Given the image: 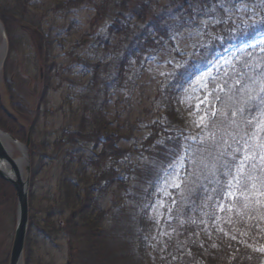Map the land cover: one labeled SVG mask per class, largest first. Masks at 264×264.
<instances>
[{
	"label": "trees",
	"instance_id": "1",
	"mask_svg": "<svg viewBox=\"0 0 264 264\" xmlns=\"http://www.w3.org/2000/svg\"><path fill=\"white\" fill-rule=\"evenodd\" d=\"M234 1L145 0L133 6V0H104L102 5L94 7L96 20L103 22L108 17L110 26L102 36L105 38L95 42L101 45V60L95 64L85 62L82 66L90 68L94 75L87 90L94 94L99 89L101 95L91 98L96 104L89 103L79 114L80 126L76 132L70 130L71 125L62 130L69 147L66 146L67 161L60 185L65 200L56 214L73 209L77 215L74 220L72 212L64 228L71 237L69 264H264V196L252 192L246 194L245 200L232 179L236 171L232 165L243 155L236 150L244 149L245 140L249 145L259 143L244 133L255 130L246 121L260 117V111L253 106L264 110L259 98L264 96L259 93V88L264 87V48L241 52L236 49L228 69L215 76V82H209L211 107L216 115L209 117L206 134L201 139L190 142L186 138V121L179 107L185 89L208 69L217 55H225L245 33L246 40L264 33V11L246 29L233 26ZM230 13L232 16L226 17ZM196 15L211 21L218 19V23L208 25L210 33L205 34L206 42L182 59L162 83L156 99L158 118L145 127L149 134L136 138L122 133L121 124L111 129L113 122L106 120L103 110L108 105L109 91L115 87L113 83H120L132 61L153 55L178 29L191 26ZM22 17L15 9L0 6L5 30H9L11 23H19ZM48 70L52 71V65ZM113 71L116 78L111 81ZM48 87L45 79L41 105ZM6 118L15 121L1 108L0 129L22 140ZM33 129L34 125L31 133ZM23 131L21 127L20 132ZM260 136L264 137V132ZM185 154L180 187L162 199L159 237L160 249H164L166 256L158 260L155 256L158 251L153 249L152 255L148 254L146 233L155 219L147 220L144 206L154 197L165 172ZM248 171L246 165L244 172ZM112 189L122 201L112 209L107 221L101 203ZM229 191L234 197L227 195ZM106 222L107 226L102 228Z\"/></svg>",
	"mask_w": 264,
	"mask_h": 264
},
{
	"label": "rangeland",
	"instance_id": "2",
	"mask_svg": "<svg viewBox=\"0 0 264 264\" xmlns=\"http://www.w3.org/2000/svg\"><path fill=\"white\" fill-rule=\"evenodd\" d=\"M143 1L145 0H133L132 5ZM103 2L104 0H0L2 9L13 8L23 16L19 23H11L9 30L6 29L12 54L7 56L4 70H0V107L15 119L11 121L6 118V121L16 130V134L20 133L22 140L9 135L21 147H25L26 143L29 147L26 157L22 159L23 150L16 144L7 142L14 159H22L21 163L16 164L23 172L24 180L26 169L30 167L31 170L26 229V238L29 236L30 240V255L28 259L24 256V264H69L72 261L71 237L64 232V228L68 218L76 210L65 209L63 214H56L65 200V193L60 185L62 168L67 161L66 146L69 147L62 130L71 125L70 130L76 132L80 126L79 114L83 113L89 103L96 104L91 98L101 95L99 89L94 94L87 90L86 86L94 75L90 68H84L82 64H95L101 60L102 48L100 43L95 42L105 35L110 20L108 17L103 22L96 20L94 7H99ZM233 3L232 24L236 28L246 29L263 15L261 12L264 11V0H235ZM231 16L232 13L226 17ZM217 20L211 21L196 15L191 26L178 29L171 40L162 42L153 55L142 56L139 62H131L123 79L118 80L120 83H113L115 87L109 91L108 105L103 110L106 120L113 122L111 129L121 124L122 133L133 134L136 138L149 134L145 127L158 118L156 99L162 83L182 59L193 54L198 46L206 42L205 34L210 33L208 25L213 22L217 24ZM224 27H228L227 23ZM41 34H44L43 38ZM246 37L245 33L239 43H233L227 49L225 55H217L208 69L201 72L181 95L179 107L186 121V138L190 142H195L206 134L207 123L212 116L210 112H214L209 82H215V76L228 69L236 49L241 52L264 48V33L255 36L253 40L244 39ZM2 44L3 37L0 33V46ZM113 49L110 48L111 51ZM46 58L47 61H44ZM50 65L52 71L48 70ZM110 76L112 81V78H116V73L110 72ZM45 79L49 82V89L45 102L41 105ZM200 81L206 83L207 88H202ZM100 85L99 82L98 87ZM201 100L205 102L200 103ZM201 117L204 118L203 124H199ZM19 126L24 129L22 133ZM185 160L186 154L167 170L156 187L154 197L144 206L147 220L149 221V217L155 219L146 233L148 254L152 255L153 249L158 251L155 255L158 260L166 256L164 249H160L159 237L162 199L171 190L180 187ZM122 166L125 167V163ZM119 201H122L121 196L112 189L101 203L107 221ZM16 213V198L14 204H11L0 189V264H3L11 249ZM72 218L77 220L76 212H73ZM46 225L50 228L45 229ZM106 226L107 222L102 224V228Z\"/></svg>",
	"mask_w": 264,
	"mask_h": 264
},
{
	"label": "snow or ice",
	"instance_id": "3",
	"mask_svg": "<svg viewBox=\"0 0 264 264\" xmlns=\"http://www.w3.org/2000/svg\"><path fill=\"white\" fill-rule=\"evenodd\" d=\"M199 83L201 84L202 88H207V84L203 81H200ZM237 83H239V81H237ZM218 87L220 91H223L222 86ZM259 93H264V87L259 88ZM259 98L261 100V107L264 108V96H260ZM204 102V100L200 101V103ZM253 107L255 110L260 111V117H253V119L246 121V124L255 130L252 132H245L244 136H247L249 139L259 140V143L255 145H249L248 140H245L244 149L236 150L237 152H243V155L239 156L238 163L232 165V167L236 169L235 173L232 174V179L236 181L237 191H239L240 196L244 197L245 200H247L246 194L252 192L264 196V137L260 136V133L264 132V110L256 108L255 105ZM197 108H199V105H197ZM239 111H243V109H239ZM211 115L215 116L216 113L212 112ZM203 123L204 118L201 117L199 124ZM212 136L214 139V134H212ZM233 159L237 160V157L234 156ZM257 160L261 163H256ZM246 165L250 168V171L245 173L244 169ZM257 169H259L258 175L256 174ZM176 186L178 187L179 185ZM229 187H231V184ZM227 195L234 197L235 194L229 191ZM257 203H260V201H257Z\"/></svg>",
	"mask_w": 264,
	"mask_h": 264
},
{
	"label": "water",
	"instance_id": "4",
	"mask_svg": "<svg viewBox=\"0 0 264 264\" xmlns=\"http://www.w3.org/2000/svg\"><path fill=\"white\" fill-rule=\"evenodd\" d=\"M0 31L5 38V34L3 31V27L0 23ZM6 41H4L2 45L3 56L5 58L6 55ZM2 68V63L0 65V70ZM11 136L7 133H4L0 130V178L3 180L8 181L11 183L15 189L16 196H17V223H16V230L15 236L13 240V245L11 249L9 264H23V250H24V240L26 235L27 229V222H28V177L26 178L25 182L21 178V172L19 168L16 166L17 163H21L22 159L26 157L27 145L25 147H21L20 143L15 141ZM2 142H5L3 144ZM7 142H12L16 144L17 147L21 148L23 157L22 159L12 160L11 158V151L7 147ZM8 163L13 172L14 177L11 176V173H7L5 171V167L2 165Z\"/></svg>",
	"mask_w": 264,
	"mask_h": 264
},
{
	"label": "flooded vegetation",
	"instance_id": "5",
	"mask_svg": "<svg viewBox=\"0 0 264 264\" xmlns=\"http://www.w3.org/2000/svg\"><path fill=\"white\" fill-rule=\"evenodd\" d=\"M11 170L12 169H8V171L7 172H11ZM0 189H2L3 190V192H4V195L5 196H7V200L12 204H14V200H15V195H14V191H13V189H12V187L9 185V184H7L6 182H4V181H2L1 179H0ZM12 214V213H11ZM11 242H12V238H11ZM11 242H10V245H11ZM8 256H9V254L6 256V258L4 259V262H3V264H7V262H8Z\"/></svg>",
	"mask_w": 264,
	"mask_h": 264
},
{
	"label": "bare ground",
	"instance_id": "6",
	"mask_svg": "<svg viewBox=\"0 0 264 264\" xmlns=\"http://www.w3.org/2000/svg\"><path fill=\"white\" fill-rule=\"evenodd\" d=\"M12 169V168H11Z\"/></svg>",
	"mask_w": 264,
	"mask_h": 264
}]
</instances>
